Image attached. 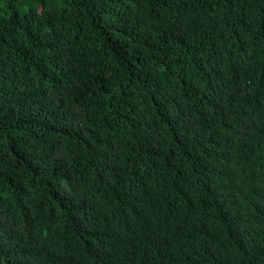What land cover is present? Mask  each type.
Listing matches in <instances>:
<instances>
[{
    "label": "trees",
    "instance_id": "trees-1",
    "mask_svg": "<svg viewBox=\"0 0 264 264\" xmlns=\"http://www.w3.org/2000/svg\"><path fill=\"white\" fill-rule=\"evenodd\" d=\"M0 264H264V0H0Z\"/></svg>",
    "mask_w": 264,
    "mask_h": 264
}]
</instances>
